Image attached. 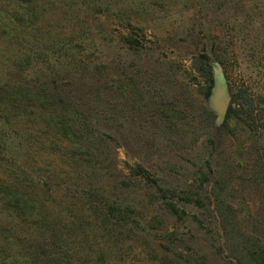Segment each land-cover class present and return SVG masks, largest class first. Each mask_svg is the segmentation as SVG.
Here are the masks:
<instances>
[{
    "label": "rangeland",
    "instance_id": "obj_1",
    "mask_svg": "<svg viewBox=\"0 0 264 264\" xmlns=\"http://www.w3.org/2000/svg\"><path fill=\"white\" fill-rule=\"evenodd\" d=\"M206 56L264 104V0H0V78L41 93L0 106V180L39 185L56 258L264 264V110L218 127Z\"/></svg>",
    "mask_w": 264,
    "mask_h": 264
},
{
    "label": "trees",
    "instance_id": "obj_2",
    "mask_svg": "<svg viewBox=\"0 0 264 264\" xmlns=\"http://www.w3.org/2000/svg\"><path fill=\"white\" fill-rule=\"evenodd\" d=\"M11 20L16 25L20 24L19 20ZM212 63L210 57L206 56L204 70L207 72L210 81V85L206 89V97L208 99H210L214 87L215 63ZM9 71L10 73L5 78H0V106L9 107V105L16 103V101L22 100H40V90L30 88L29 86L25 87L23 82H20V84L13 81L14 76L17 77L23 71L19 66ZM228 87L232 100L223 127L238 122L252 131L256 127L255 113L258 111L257 109H261L260 111L264 110V104H259V108H257L250 95L246 92H239V98H241L242 103L237 105L236 92L229 84ZM16 181H10L8 178L0 180V238L3 242L11 245L8 239L12 238L7 230L10 223L11 225H15L13 229H10L13 234L21 227L25 226L29 228L31 226L32 230H34V237L28 250L25 248L24 252L17 255V260L13 264H65L63 260L56 258V250L51 248L52 246L55 248L59 246L60 238L55 233L51 236L48 235V232L44 231V229L48 230L49 225L54 226V222L46 215L45 207L40 197L39 185L31 182L27 186L26 191L22 192L23 187L20 185L23 184ZM172 208L176 212L175 207L173 206ZM46 243H51L52 246L48 247ZM0 264H3L1 258Z\"/></svg>",
    "mask_w": 264,
    "mask_h": 264
},
{
    "label": "water",
    "instance_id": "obj_3",
    "mask_svg": "<svg viewBox=\"0 0 264 264\" xmlns=\"http://www.w3.org/2000/svg\"><path fill=\"white\" fill-rule=\"evenodd\" d=\"M209 105L217 116L216 125L221 127L225 122L231 105V94L223 67L218 62L214 64V87L209 99Z\"/></svg>",
    "mask_w": 264,
    "mask_h": 264
}]
</instances>
